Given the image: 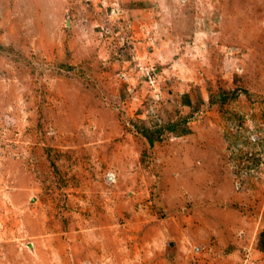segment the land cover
Segmentation results:
<instances>
[{
  "label": "rangeland",
  "instance_id": "374dc122",
  "mask_svg": "<svg viewBox=\"0 0 264 264\" xmlns=\"http://www.w3.org/2000/svg\"><path fill=\"white\" fill-rule=\"evenodd\" d=\"M0 43V264H264V0H0Z\"/></svg>",
  "mask_w": 264,
  "mask_h": 264
},
{
  "label": "built area",
  "instance_id": "2783aa9c",
  "mask_svg": "<svg viewBox=\"0 0 264 264\" xmlns=\"http://www.w3.org/2000/svg\"><path fill=\"white\" fill-rule=\"evenodd\" d=\"M153 78H152V76L149 74L148 75V80H152Z\"/></svg>",
  "mask_w": 264,
  "mask_h": 264
},
{
  "label": "trees",
  "instance_id": "16d2710c",
  "mask_svg": "<svg viewBox=\"0 0 264 264\" xmlns=\"http://www.w3.org/2000/svg\"><path fill=\"white\" fill-rule=\"evenodd\" d=\"M5 49V47L0 43V50Z\"/></svg>",
  "mask_w": 264,
  "mask_h": 264
}]
</instances>
